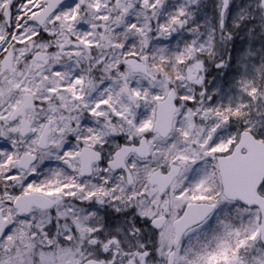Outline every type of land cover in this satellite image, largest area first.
Here are the masks:
<instances>
[{"label":"snow or ice","instance_id":"obj_1","mask_svg":"<svg viewBox=\"0 0 264 264\" xmlns=\"http://www.w3.org/2000/svg\"><path fill=\"white\" fill-rule=\"evenodd\" d=\"M0 264H264V0H0Z\"/></svg>","mask_w":264,"mask_h":264}]
</instances>
